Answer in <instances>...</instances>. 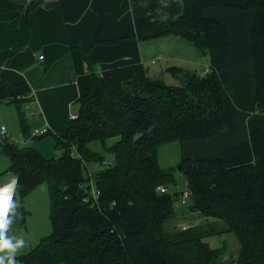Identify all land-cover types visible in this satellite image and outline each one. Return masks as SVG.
I'll return each instance as SVG.
<instances>
[{
    "label": "trees",
    "instance_id": "1",
    "mask_svg": "<svg viewBox=\"0 0 264 264\" xmlns=\"http://www.w3.org/2000/svg\"><path fill=\"white\" fill-rule=\"evenodd\" d=\"M44 2L0 0V11L28 14ZM131 7L143 17L146 37L176 35L208 55L207 72L171 66L178 78L171 84L150 76L143 63H132L103 76L83 52L90 80L77 99V117L66 121L63 134L35 137L52 134L60 155L46 157L33 145L0 136V154L9 157L18 184V205L24 208L25 198L44 183L50 194L51 233L16 259L21 264H222L225 244L211 247L205 239L229 232L240 243L232 264H264V0H131ZM211 7L254 9L253 111L259 115L248 119L247 142L216 157H183L179 168L165 169L158 157L162 145L233 130L241 114L233 99L230 28L205 15ZM0 101L18 108L23 139L29 140L33 127L23 101L1 83ZM94 141L114 160L91 172L88 164L105 161L91 147ZM160 185L168 190L160 191ZM185 189L190 192L186 209L204 222L186 227L177 222L185 211L175 203Z\"/></svg>",
    "mask_w": 264,
    "mask_h": 264
},
{
    "label": "crops",
    "instance_id": "2",
    "mask_svg": "<svg viewBox=\"0 0 264 264\" xmlns=\"http://www.w3.org/2000/svg\"><path fill=\"white\" fill-rule=\"evenodd\" d=\"M9 1L21 5L30 2ZM215 9L218 8L213 7L211 11L221 10L229 23L215 19L231 26L230 73L233 99L241 114L233 130L206 139L182 141L181 159L216 157L227 147L247 142L248 119L259 115L253 111L256 82L250 45L251 26L244 29L243 24L248 14ZM205 15L211 17L207 9ZM142 19L133 14L131 0H45L28 14L16 9L0 11V83L23 101L22 110L31 127L45 124L55 134H63L66 121L78 114L77 99L89 85L90 70L83 52L100 75H108L114 67L143 63L150 76L165 80L167 75H172L171 84H177L178 78L168 70L177 65L170 64L168 59L164 64L157 63L162 58L157 46L159 36L146 37L141 29ZM233 28L235 37L232 38ZM190 60L185 68L201 73L209 65V61H201L194 55ZM17 109L14 104L0 101L2 119L3 115L16 116L19 114ZM243 109L247 112L242 113ZM11 130L14 131L13 126ZM7 132L12 138L13 133ZM18 136V141L26 142L21 128ZM3 157L0 156V187L4 181L15 177L9 169V157ZM31 193L25 198L24 208L18 205V215L13 221L12 234L22 236L26 241L17 255L30 251L42 236L40 229L43 226L31 224L30 216L25 214ZM12 199L15 200V190Z\"/></svg>",
    "mask_w": 264,
    "mask_h": 264
},
{
    "label": "rangeland",
    "instance_id": "3",
    "mask_svg": "<svg viewBox=\"0 0 264 264\" xmlns=\"http://www.w3.org/2000/svg\"><path fill=\"white\" fill-rule=\"evenodd\" d=\"M217 8L222 9L223 11L226 12L234 11L240 13H247L248 17L243 21V24H244V29L250 28L254 17V9L239 10V9H233L227 7L225 8L217 7ZM211 10H213V7L207 9V13L209 16L228 22L229 18L223 16L224 12H220L221 10H219L218 12H214ZM232 30H233L232 31V38H233V35L235 37L234 28ZM157 38H159L158 39L159 41L157 43V46L159 48L158 52H161L162 54V58L157 63L161 62L164 64L166 59H168V62L170 61V64L188 67L189 66L188 61H191L190 59H192V55H194L195 57H199L201 61L202 59H204L205 61H209L208 55L205 56L201 55L198 52L196 46L185 38H181L176 35H163ZM207 63L208 62H205V64ZM251 68H252V64L248 66V70L250 71ZM170 76L172 75H167L165 77V81L167 83H172L171 81H173V79L170 80ZM243 110L244 111L242 113L247 112V110L246 111L245 109ZM18 116L19 114L12 117L3 115V119L0 117V126L4 125L7 131L13 133L12 138L9 136L12 140L16 139L17 142H19L20 144H29L35 146L46 157H50L52 155L55 156L60 155L61 150L54 148L55 141L52 134H48L40 138L30 139L26 142L22 140L18 141L17 137L19 138L18 133L20 131V116L19 117ZM11 126L14 127V131L11 130ZM115 140H117V138L110 139L108 141V144L113 143ZM91 147L105 157V161L103 164L102 162H92L88 164V168L91 172L92 171L95 172V170L107 166L109 163H111L114 160V155L112 153L106 152L101 142L94 141L93 143H91ZM0 156H4L3 158H8L5 155H0ZM181 156H182L181 141L166 143L159 148V152H158L159 162L162 165V167H164L165 169L176 168V167L179 168ZM177 176L181 177L179 172L177 173ZM184 184H185L184 181H181V183L178 184V186H181L182 188ZM188 203L189 202L183 204L181 200H178L175 203L176 208L185 211L184 214H181L179 216L177 222H179V224L183 225L184 227L188 226V224L204 222V218H202L198 213L186 209ZM49 207H50L49 189H48V185L44 183L41 186H39L38 189H36L33 193H31L26 203V210L30 211V212L26 211V215L30 216L29 219L31 224L36 225L39 228L43 226L40 229V233H41L40 235L42 236L39 237L41 238L43 236L48 235L52 231V224L49 218ZM205 241L208 242L211 247H220L225 244L226 251L222 256V260H223L221 262L222 264H232L231 260L238 255L240 243L234 233L227 232L223 234L208 236L205 239ZM60 264H65V263H60Z\"/></svg>",
    "mask_w": 264,
    "mask_h": 264
},
{
    "label": "clouds",
    "instance_id": "4",
    "mask_svg": "<svg viewBox=\"0 0 264 264\" xmlns=\"http://www.w3.org/2000/svg\"><path fill=\"white\" fill-rule=\"evenodd\" d=\"M17 188L15 177L4 181L0 187V264H21L16 255L26 245L22 236L12 234L13 221L18 215V201L12 197Z\"/></svg>",
    "mask_w": 264,
    "mask_h": 264
},
{
    "label": "built area",
    "instance_id": "5",
    "mask_svg": "<svg viewBox=\"0 0 264 264\" xmlns=\"http://www.w3.org/2000/svg\"><path fill=\"white\" fill-rule=\"evenodd\" d=\"M40 58H43V55H41ZM206 72H207V69L203 71V74H205ZM75 117H77V114H73V115L71 116V118H75ZM49 131H50L49 126H47V125H45V124H44V125H40V126H34V127L32 128L31 136H30L29 140L32 139V138H35V137L41 136V135H43V134H45V133H48ZM0 132H1L2 134H6V135L8 134L7 129H6V127H5L4 125H2V126L0 127ZM158 189H159L160 191H162V192L168 190V188L165 187V186H163V185H160V186L158 187ZM95 194H98V192H96ZM189 198H190V192H189V190H187V189L183 190V193H182L181 196H180L181 202H182L183 204H185V203L188 202Z\"/></svg>",
    "mask_w": 264,
    "mask_h": 264
}]
</instances>
